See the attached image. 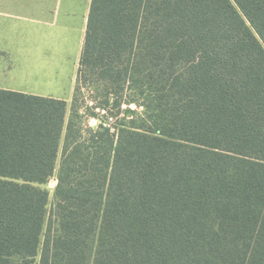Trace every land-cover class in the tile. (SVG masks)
I'll use <instances>...</instances> for the list:
<instances>
[{"label":"trees","instance_id":"obj_1","mask_svg":"<svg viewBox=\"0 0 264 264\" xmlns=\"http://www.w3.org/2000/svg\"><path fill=\"white\" fill-rule=\"evenodd\" d=\"M68 110L0 89V264H264V0H92Z\"/></svg>","mask_w":264,"mask_h":264},{"label":"crops","instance_id":"obj_2","mask_svg":"<svg viewBox=\"0 0 264 264\" xmlns=\"http://www.w3.org/2000/svg\"><path fill=\"white\" fill-rule=\"evenodd\" d=\"M91 3L0 0V89L68 103L75 91ZM65 61L73 64L66 85L61 77L62 67H68ZM51 81L59 83L62 96L54 85L49 92Z\"/></svg>","mask_w":264,"mask_h":264},{"label":"rangeland","instance_id":"obj_3","mask_svg":"<svg viewBox=\"0 0 264 264\" xmlns=\"http://www.w3.org/2000/svg\"><path fill=\"white\" fill-rule=\"evenodd\" d=\"M67 61L63 62L64 65H66L67 68H64L62 67V70H63V74L61 75V77H64V85L66 84H69L68 83V78H70L71 74H72V65L69 61L68 63H66ZM69 64V65H68ZM14 83V81H13ZM50 86L49 87V92L53 91V85L54 87H56V89H54L59 95L61 94V96L64 94V90L61 88V89H57V82L56 81H51L49 83ZM57 85V86H56ZM45 86H48V85H45ZM66 87V86H65ZM74 87H76V84L74 85ZM46 88V87H45ZM93 91V90H92ZM73 92V91H72ZM82 93H83V97H82V105H81V110H80V114L83 116V125L87 126V127H90L91 129H94V130H97L100 128V125H103L105 123L104 120H98L94 117L91 116V114H89V111L87 108H90L92 107L90 102H96L98 103L97 100H95L94 98V94H92L91 92H88L86 90V87L83 86V90H82ZM95 93V92H94ZM67 97H69V91L66 95ZM72 95H71V99H69V110H68V114H67V118H66V123L68 122L69 120V117H70V106H71V103H72ZM101 110V109H100ZM95 111V113L99 114L100 115V118L104 117L105 116V113H103L102 111ZM102 116V117H101ZM92 120H94L92 122ZM60 162V160H59ZM59 164V163H58ZM56 178H52L48 183H46L45 185H42L41 187L45 190H47L50 194V201H49V209L52 208V203H53V196H54V191H55V187H56Z\"/></svg>","mask_w":264,"mask_h":264},{"label":"built area","instance_id":"obj_4","mask_svg":"<svg viewBox=\"0 0 264 264\" xmlns=\"http://www.w3.org/2000/svg\"><path fill=\"white\" fill-rule=\"evenodd\" d=\"M91 105H92V103H90ZM94 120H92V122H93Z\"/></svg>","mask_w":264,"mask_h":264}]
</instances>
